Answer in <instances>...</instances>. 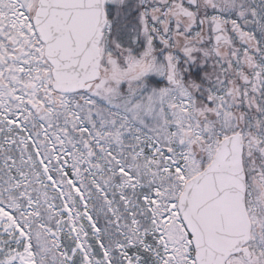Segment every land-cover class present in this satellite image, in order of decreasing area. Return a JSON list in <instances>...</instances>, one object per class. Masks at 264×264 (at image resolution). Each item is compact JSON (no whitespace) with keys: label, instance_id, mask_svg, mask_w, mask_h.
<instances>
[{"label":"snow or ice","instance_id":"6c2138e0","mask_svg":"<svg viewBox=\"0 0 264 264\" xmlns=\"http://www.w3.org/2000/svg\"><path fill=\"white\" fill-rule=\"evenodd\" d=\"M0 264H264V0H0Z\"/></svg>","mask_w":264,"mask_h":264}]
</instances>
